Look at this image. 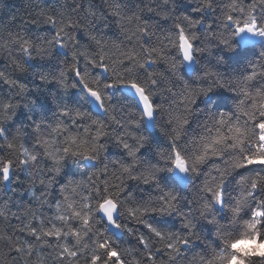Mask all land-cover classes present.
<instances>
[{
    "label": "clouds",
    "instance_id": "obj_1",
    "mask_svg": "<svg viewBox=\"0 0 264 264\" xmlns=\"http://www.w3.org/2000/svg\"><path fill=\"white\" fill-rule=\"evenodd\" d=\"M0 264H264V0H0Z\"/></svg>",
    "mask_w": 264,
    "mask_h": 264
}]
</instances>
